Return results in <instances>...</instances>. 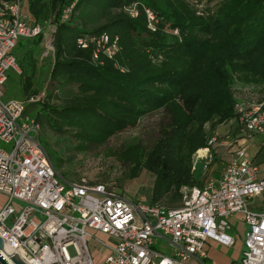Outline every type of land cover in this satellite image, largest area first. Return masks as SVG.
Returning a JSON list of instances; mask_svg holds the SVG:
<instances>
[{
	"label": "trees",
	"instance_id": "obj_1",
	"mask_svg": "<svg viewBox=\"0 0 264 264\" xmlns=\"http://www.w3.org/2000/svg\"><path fill=\"white\" fill-rule=\"evenodd\" d=\"M28 2L33 22L47 27L51 20L56 32L44 72L45 98L26 104L24 117L70 138L79 155L161 114L158 135L148 144L126 142L117 153L128 178L143 171L154 175L151 204L182 202L185 188L203 190L197 153L210 148L211 131L239 120L238 88L264 87V0H223L208 18L197 17L185 0ZM74 3L63 21V11ZM133 4L136 18L125 12ZM146 9L159 19L154 32ZM103 36L108 47H118L112 58L98 46ZM43 42L40 35L17 44L18 72L9 73L8 100L41 95L43 83L35 85Z\"/></svg>",
	"mask_w": 264,
	"mask_h": 264
},
{
	"label": "built area",
	"instance_id": "obj_2",
	"mask_svg": "<svg viewBox=\"0 0 264 264\" xmlns=\"http://www.w3.org/2000/svg\"><path fill=\"white\" fill-rule=\"evenodd\" d=\"M28 1L0 0V142L7 146L0 148V236L11 253L25 264H207V241L235 246L230 220L241 214L248 230L237 264H264V209H251V202L264 194V179L243 149L220 181H209L203 190L186 188L180 209L132 202L117 188L86 178L62 179L41 141V125L24 117L26 103L4 101L9 73L18 72L14 51L20 40L45 36L48 27V52L55 51L56 26L51 20L47 27L35 24ZM222 1L186 3L197 17L208 18ZM75 6L63 11V21ZM125 12L138 17L137 4ZM145 14L148 28L156 31V14L149 9ZM109 41L103 36L98 46L112 58L118 47L116 43L108 47ZM79 45L88 47L85 40ZM236 112L245 139L264 136V103L238 104ZM217 143L218 136H210L209 147ZM157 243L168 245L170 254L155 250ZM0 254L14 264L3 251Z\"/></svg>",
	"mask_w": 264,
	"mask_h": 264
},
{
	"label": "rangeland",
	"instance_id": "obj_3",
	"mask_svg": "<svg viewBox=\"0 0 264 264\" xmlns=\"http://www.w3.org/2000/svg\"><path fill=\"white\" fill-rule=\"evenodd\" d=\"M50 33L51 29L47 27L45 29L44 42L42 44L43 52L40 57V67H42L43 72L48 70L51 64L50 59H52L53 56L51 51L48 52V48L51 44ZM7 96H5L4 101H9V96ZM44 98L45 88H43L39 96L40 100H44ZM20 100L25 101L26 104H30L29 100H26V98ZM161 119V114L151 115L142 120L137 128L127 130L112 137L109 142L102 147L92 146L86 152L79 155L73 150L74 144L70 141V138L55 135L49 129L42 130L41 141L63 180L68 182L74 179L79 180L81 178H86L91 183L109 184L120 190L122 194L132 202L141 201L145 204H151L152 189L155 181L154 175L147 171H143L137 179H129V168L119 161L117 153L126 142L139 141L148 144L151 138L158 135V123ZM0 148H7V146L0 142ZM196 157H200L201 160L206 159L203 154H199ZM209 160L210 158L205 160V162H209ZM185 190L186 188L182 190L184 196ZM184 196L182 202H171L167 199L164 200L161 205L169 209H180L184 204ZM15 206L17 205L15 204ZM243 219L241 214H235L230 220L233 228V231H230V233L233 237L237 238L238 245L230 252L224 250L223 253H227L226 255L236 254L241 247V243L244 242L247 226L244 224ZM154 249L163 254H170L168 245H163L162 243L155 244ZM70 253L73 254L72 249Z\"/></svg>",
	"mask_w": 264,
	"mask_h": 264
},
{
	"label": "crops",
	"instance_id": "obj_4",
	"mask_svg": "<svg viewBox=\"0 0 264 264\" xmlns=\"http://www.w3.org/2000/svg\"><path fill=\"white\" fill-rule=\"evenodd\" d=\"M44 80H46V74L41 71L35 86L40 87L43 83L41 85L42 88H46ZM237 95L238 104L244 105L245 107L258 106L264 103L263 86L238 88ZM39 100L40 99L38 97L35 99V102ZM207 128L209 129V127ZM214 134L218 136V144L213 148L199 151L206 157L205 160L210 158L209 162L198 159L199 157L195 158V160H198L199 166L202 168V173L205 179L204 188L207 186L209 181H220L223 178L226 166L234 157H236L237 151L240 149L244 150L245 157L252 160L259 166L260 177L264 179V136L257 135L252 138L245 139L238 119H234L229 123L223 124L216 130L210 132V136ZM199 152L197 155H199ZM251 209L254 211H261L264 209V194L251 202ZM232 231L233 230H231V232ZM230 235L232 236L231 233ZM235 240L236 244L232 248L224 247L212 240L207 241L205 245V250L208 254L207 264L239 263L243 257V253L245 252L244 242L241 243V247L236 254L233 253L232 255H226L227 253H223L224 250L230 252L236 248L238 241L237 238H235Z\"/></svg>",
	"mask_w": 264,
	"mask_h": 264
},
{
	"label": "water",
	"instance_id": "obj_5",
	"mask_svg": "<svg viewBox=\"0 0 264 264\" xmlns=\"http://www.w3.org/2000/svg\"><path fill=\"white\" fill-rule=\"evenodd\" d=\"M0 251H3L12 261L14 264H25L23 263L18 257H15L11 251L8 249L6 243L3 241L2 237L0 236ZM0 264H9L0 254Z\"/></svg>",
	"mask_w": 264,
	"mask_h": 264
},
{
	"label": "bare ground",
	"instance_id": "obj_6",
	"mask_svg": "<svg viewBox=\"0 0 264 264\" xmlns=\"http://www.w3.org/2000/svg\"><path fill=\"white\" fill-rule=\"evenodd\" d=\"M202 151H204V150H202ZM206 152V151H205ZM199 154H203L202 152H199ZM201 156V155H200Z\"/></svg>",
	"mask_w": 264,
	"mask_h": 264
}]
</instances>
